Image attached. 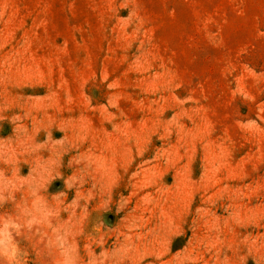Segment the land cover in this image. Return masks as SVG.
Instances as JSON below:
<instances>
[{"label": "rangeland", "instance_id": "374dc122", "mask_svg": "<svg viewBox=\"0 0 264 264\" xmlns=\"http://www.w3.org/2000/svg\"><path fill=\"white\" fill-rule=\"evenodd\" d=\"M0 264H264V0H0Z\"/></svg>", "mask_w": 264, "mask_h": 264}]
</instances>
